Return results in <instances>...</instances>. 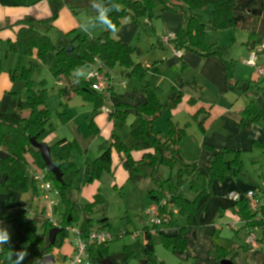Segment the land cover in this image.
I'll list each match as a JSON object with an SVG mask.
<instances>
[{
    "label": "trees",
    "instance_id": "16d2710c",
    "mask_svg": "<svg viewBox=\"0 0 264 264\" xmlns=\"http://www.w3.org/2000/svg\"><path fill=\"white\" fill-rule=\"evenodd\" d=\"M114 2L121 6V11L110 13V18L118 29L121 27V21L124 17L132 16L135 19L138 14H147L152 7L158 4H163L168 9H172L173 7L170 6L172 3H185L190 10L203 8L210 4L213 6L214 11L211 24H213L215 30L243 29L250 36V40L253 41L259 37H264V0H114ZM55 19L56 15L51 17L50 20L25 18L23 21H18L15 24L20 26L17 39L8 43L7 53L19 52L24 55L36 53V58L42 63L48 64L50 72L57 79L64 78L70 84L72 83L70 78L74 77L73 70L77 67L89 70L97 68L110 77V71L115 66L121 65L126 68L135 66L131 55L132 48L117 36L118 32L113 34L105 30L101 37L90 39L77 34L73 41L63 39L61 36L63 34H59L57 41H54L50 33ZM205 29L206 26L201 18L193 15L188 22V26H183L175 33L172 44L180 52H194L203 57L217 56L223 59V51L220 48L215 45H208L204 35ZM71 46L73 48L69 50ZM51 53L55 54V62H51L49 59ZM2 62L0 53V73L2 71ZM223 62L226 67L225 73L228 85L236 86V82L233 83L234 64L226 60H223ZM34 67V64L29 67H19V69L11 73L13 79L20 78L27 88V98L19 103L17 111L29 114L26 118L21 119L20 122L14 123L6 118L0 120V152L7 154L3 159H0V175L4 177V182L0 181V192L11 191L22 194L33 192L36 196L39 195L38 184L33 178L29 166V158L31 157L33 165L38 170L45 171L54 189L59 191V203L64 206L65 211L60 219L55 221L57 227H54L53 219H45L43 214L35 215L32 219L28 218L24 212L7 217L6 220L13 225L16 233L11 237V243L3 246L4 250L0 253V259L6 260L7 264L6 257L9 248L17 251L26 248L30 254L41 258L52 254L54 247L61 248L63 246L65 238L70 235L67 229L74 226V221H78L80 216L88 215L105 204L104 198L100 193L95 196L92 204L85 206L81 205L73 197L72 188L82 172L74 158L75 149L80 150L75 140H60L54 145H49L52 161L60 168L64 183L56 181V178L47 169L39 150L32 145L31 138L47 144V137L54 132V128L50 124L51 113L47 108L46 90H36L34 86ZM147 70L148 68H139L133 73L143 77ZM62 85L65 86L64 83ZM72 85L76 87L75 90L78 94L81 93L85 99L95 104L96 112L107 106L105 94L92 89L91 83L86 79L81 78L79 84L74 83ZM64 91L68 92V85ZM144 94L146 96L144 103L134 105L120 103V105H114L110 112V118L113 121L125 120L130 115L134 116V122L130 126V133L135 141L133 148L141 151L143 153L142 157L135 159L132 155V149L128 148L121 138L114 133L111 146L94 161L88 160L86 162L87 174L91 177L89 181H93L100 178V175L105 170L109 171L112 166V148L114 147L121 155V161L133 183L151 180L158 186V190L150 193L152 202L160 201L164 192L168 191L170 193L168 205L162 209L163 215L169 216V222L166 225H172L178 221L177 215L173 212V210H176L179 212L178 214L181 213L183 215L188 226L181 227L177 235L162 234L161 239L166 247H171L174 251L181 254L185 252L188 246L185 231L189 228L192 218L197 212L198 201L206 193V188H212V183L217 180L224 181L230 177L239 179L243 174V160L240 153H234L235 157L228 160L226 155L231 153V150L218 151L214 156L215 158L206 164V173L200 171V161L190 165H183L177 177L170 180L173 190H165L164 183L160 181L158 169L160 165L165 164L172 170L181 163L179 143L186 135V132L172 124L168 135L160 133L156 129V119L161 116L165 106L150 88H146ZM181 100L182 95L175 94L167 106L170 110H174L178 107L177 105ZM202 111L203 109H200L198 115ZM241 116L242 120L239 128L248 130L255 123L264 120V111L253 100L241 112ZM204 120L200 122V127H202ZM91 123L94 131H97V129L95 130V123L93 121ZM257 144L260 145L258 142ZM207 148L215 152L213 147L208 146ZM185 180L190 182L191 189L196 194V199L184 196L180 191L182 186L178 190L174 189L177 186L176 183L182 185ZM252 190L257 191L260 202L261 216L259 219L258 213L253 212L249 208L246 198L235 202L234 206L237 207L238 215L241 221L245 223V227L255 229L259 226H264V187H257ZM90 222L91 220H89ZM100 222L102 225L98 227L99 230L106 227L107 224L105 223L108 222V218L104 217ZM39 226L42 229V233L38 232ZM92 227L91 223L88 224L86 229L82 230L83 234L86 235L91 232ZM154 227L156 229L159 228ZM52 228L60 230L53 244L48 239ZM152 234L153 232L151 231H144L146 264L149 261L153 262L155 254ZM108 244L100 245V247H91L89 249L90 256L92 258L96 257L99 262L105 258H111L115 262L108 255ZM212 250L217 254L218 263L223 259H229L234 264H238L236 262L234 241L232 242L215 235Z\"/></svg>",
    "mask_w": 264,
    "mask_h": 264
},
{
    "label": "rangeland",
    "instance_id": "374dc122",
    "mask_svg": "<svg viewBox=\"0 0 264 264\" xmlns=\"http://www.w3.org/2000/svg\"><path fill=\"white\" fill-rule=\"evenodd\" d=\"M58 1L70 11L71 18L63 23V26H61L64 27L63 30H61V27L56 24V19L53 21V28L50 34L54 41H57L59 34H63L61 35L63 39L70 41H73L77 34H81L89 39L99 38L104 34L105 29L102 27H96L88 33L81 30V25L86 22L90 16L94 15L90 6V0ZM170 6L173 8L168 9L165 5L158 4L155 5V7H152L147 14H138L135 19H133L132 16L124 17L122 19V24L117 36L132 48L131 55L135 66L132 68H126L121 65L115 66L110 72V77L115 84V92L118 96H120V94L124 95L126 102H128V94H140V91L144 94L146 88H150L157 94L159 100L165 106L161 116L156 119V129L160 133L168 135L172 124L186 132V135L179 143V158L181 159V163L176 165L172 170L165 164L160 165L158 169L160 181L164 183V189L172 191L173 186H171L170 180L177 177L182 166L194 164L199 161V154L201 153L199 142L201 141L203 134L198 120L191 114L188 104L181 105L182 103H180L174 110H170L167 106L173 96L172 80H174V76L180 78L184 75V66L180 59V63L165 65L172 68L170 71L171 75L168 78L164 76L163 73L161 76L154 75V72L149 69L145 71L143 77L138 76L136 73H133V71H136V69L139 68L147 69V64L155 66L158 63L166 62L165 59L170 60L174 55L171 50L172 48L168 44H163L161 38L170 33H176L183 26H188V22L193 15L199 16L203 24L206 26L204 35L208 45H215L223 51V60L236 65L245 63L243 62L242 55L247 53V51L244 49V44L242 42V38H244V34L246 33L243 29L228 28L215 30L213 28V24H211L214 17L212 5L209 4L206 7L197 8L195 10H190L185 3H172ZM62 22H64V20L60 23ZM184 53L187 52L184 51ZM19 55L21 61L23 60L24 62L22 66L29 67L31 64L35 65L33 69L34 86L36 90H46L47 108L51 113L50 124L54 128V132L60 129V124H63L61 119L69 115L72 123L77 124L81 129V134L84 135V137H87L86 141L83 140V143L84 145H89L91 147L89 149V159L91 161H94L100 154L109 148V146H111L114 133L121 138L128 148L132 149V155L135 159H140L142 157L143 153L133 148L135 141L130 133V126L134 122L133 115L128 116L125 120L113 121L110 118V113L101 112V110L96 112L95 104L91 103L90 100L85 99L81 93L78 94V92H76V87L72 85L74 84L73 79L75 77L70 78V80H72L71 84L64 78L57 79L55 75L50 72L49 65L42 63L36 58V53L33 55H24L21 53ZM49 59L51 62H55V54L51 53ZM83 70H85V72L89 71L86 68H83ZM59 81L64 83L65 86L59 85ZM256 81H261L262 84L264 83L262 78L258 75H256ZM249 84H247V86ZM67 85L68 92H65L64 90ZM249 89L250 88L245 91L244 85L241 84V89L236 90L240 100L244 98V94L245 97L255 98V94H253L256 91L255 86H252V90ZM118 99L119 98L117 97H112L108 100L106 107L113 108L114 103L116 104L119 102ZM103 119H105V121ZM93 120H95L100 127H103L106 122L113 123L112 127L108 129V138H102L99 136H95L96 138L94 137L95 131L91 123ZM101 142H105L103 149L102 147L99 149ZM112 149L111 169L109 171L105 170L100 175V178L93 181H89L91 177L87 174L86 162L88 159L86 152L75 149L74 158L76 163L82 169V172L72 188L74 199L78 200L81 205L85 206L92 204L95 196L100 193L104 198L105 204L103 207H99L87 216H80L78 221L73 222L74 226L83 229L89 216L92 220L91 224L93 228L98 229V227L102 225L100 220L107 217L108 222L105 223L107 225L104 229L110 232L113 236V240L107 245L108 255H110L117 264H142L144 260L147 261L144 253L146 245L144 231L146 230L153 232L152 240L155 244L153 262L149 261L148 264H196L195 258H193V253L195 252L194 248L196 245L202 244L201 240L203 237L201 236L202 233L200 230L196 227L193 229H186V235L189 238V245L188 250L184 253L180 254L179 252L174 251L173 248L166 247L162 243L160 236L162 230L164 229L163 231H165L167 227L174 226L177 228H172V231H174L173 229L177 230L182 226H188L187 221L180 213L176 217L178 221L172 225L160 226L158 229L152 226L149 217L146 215V211L151 205L150 193L151 191L158 190V186H156L151 180H143L141 182L133 183L121 161V155L116 148L113 147ZM102 150L104 151L102 152ZM243 156L244 177L256 180L259 173L262 174V172H264V168L262 169L263 171H258V169L254 168L255 166L251 163L253 161V156ZM29 166L30 170H36L32 161H30ZM176 185L177 186L174 187V189L178 190V188L182 186L180 191L184 196L190 199H196V194L192 191L189 181L185 180L182 185H179V183H176ZM210 191L211 188H206L207 195H210ZM2 194L4 195L5 193L0 192V195ZM205 194L199 199L198 205L205 200ZM52 198H56L58 203L59 197L57 198L55 194H52ZM10 203L11 198L8 197L0 206V219L4 221L5 226H7L11 232V237H13L16 234L15 228L6 220L7 217L11 216L8 211L9 207H7ZM14 204L20 208L19 210L26 209L24 213L30 219L37 215V213L44 212L45 214H49L50 217L48 218L58 221L65 211L64 206L60 203L59 207L55 209L50 204L49 200L44 199L43 192H40L38 196L33 192L29 194H21L18 197V200L15 199ZM226 222L227 220L221 214L217 215L214 219V223L219 226L218 231L220 232L224 229L220 235L231 239L236 238L235 241L244 244L248 235L242 230H239L240 234L237 235L238 237H235L234 233L227 231ZM41 231L42 229L39 226L38 232L42 233ZM73 239L74 234L70 233L69 237L65 238L61 248H53L52 255L56 258L59 264H61L66 258L65 256L71 257L70 255L74 253V247L71 244ZM3 250H0V253H2ZM241 254L243 262L247 261V255L250 253L247 251L242 252ZM189 255H191V257H189ZM37 258L41 257L29 253L24 264H33V261ZM0 264H7V262L6 260L0 259ZM91 264L102 263L94 257L91 260Z\"/></svg>",
    "mask_w": 264,
    "mask_h": 264
},
{
    "label": "crops",
    "instance_id": "0c3cea01",
    "mask_svg": "<svg viewBox=\"0 0 264 264\" xmlns=\"http://www.w3.org/2000/svg\"><path fill=\"white\" fill-rule=\"evenodd\" d=\"M60 3L61 2L58 0H0V53L3 61L2 71L0 73V120L2 118H6L13 121L14 123L20 122L21 119L26 118L29 114L25 112L19 113L17 111L19 103L25 101L27 98V88L24 86V82L20 78L13 79L11 74L14 70L19 69V67H24L22 66L24 62L23 60L21 61V57H19V54L21 53H7L9 48L8 43L17 39V33L20 29V26H16L15 24L18 21H23L25 18L34 20H50L51 17L56 15L57 21L55 22L61 27L65 21L70 20L71 13L67 8L64 7V5ZM63 20L64 22L60 23ZM63 28L64 27H61V30H63ZM242 42L244 44V49L247 51V53L242 55L243 62L249 60L251 53L253 52L256 54L255 61L257 62L258 66L264 67V37H259L253 41L250 40L248 34L245 33L244 38H242ZM162 43L166 44L163 42V40ZM182 53V59L178 58L175 53H173L174 55L170 60L165 59L166 62L158 63L155 66H150L147 64L146 67L149 70H152L154 75L161 76L163 73V75L168 78L171 75L170 71L172 68L169 65V67L165 65H173L180 63V60L182 61V65L184 66V75L180 78L174 76V80H172V94L182 95V100L180 102L182 103L181 105H189L190 112L197 118L199 126L200 122L205 119L202 127H200L203 131L202 139L199 142L201 146V153L199 154V161L201 162L200 171L206 173V164L215 158L214 156L216 152L221 150L232 151L226 155L228 160L235 157L234 153H240L242 160L244 157L243 155H251L253 156V161L251 163L253 166H255L254 168H257L258 171H263L264 120L255 123L248 130L240 129L239 125L242 120L241 112L251 103V101L254 100L256 105L264 111V83L262 84L261 81H256V75L261 77L262 81H264V77L259 75L258 70L255 67H250L245 63L237 65L234 64L233 83L236 82V86H230L227 83L225 73L226 67L223 59L217 56L203 57L199 54L197 55L194 52ZM241 84L244 85L245 91L248 90V88L251 89L252 86H255L256 91L253 93L255 94V98L247 96L245 97L244 94V98L240 100L236 90L241 89ZM247 84L249 85L247 86ZM114 86L115 84L113 82L111 89L105 94V96H108L107 103L112 97L119 98V102L116 104L114 103L115 106L120 105V103L134 105L144 103L146 100L145 95L140 91V94H128V102H126L124 95H117L114 90ZM200 109H203V111L198 115ZM111 111V108L106 107L102 108L101 110V112L106 113H110ZM61 120L63 124H60V129L47 137L46 142L48 146L54 145L60 140H75L79 145V149L82 150V152L85 151L87 159L90 160L89 149L91 147L89 145L86 146L83 143V140L86 141L87 137H84V135L81 134V129L79 126H77V124L72 123L69 115L62 118ZM103 120L105 121V119ZM93 123H95V130L97 129V131H95L94 137L99 136L102 138H108L109 133L107 134V132L108 129L112 127L113 123L106 122L103 127H100V125L96 123L95 120H93ZM105 142L100 143L101 146L99 145V149L101 147L103 149ZM257 142L260 145H258ZM208 146L213 147L215 152L210 151L207 148ZM104 150H102V152ZM30 161H32L31 157L29 158V162ZM36 170H38L37 167ZM32 171L33 170H31V172ZM0 181L2 183L4 182V177L1 175ZM212 184L213 185L210 195H207L208 193H206L205 200H203L201 204H197V212L193 216L191 224L188 228H198L202 233L201 236L203 237L201 240L202 244H198L194 248L195 252L193 253V258H195L196 264H221L218 263L216 257L217 254L214 252V250H212L214 236H221L220 233L224 230L222 229V231L219 232V226L214 223V219L219 214L223 215L227 220L226 228L228 232L231 231L234 233L235 237L240 234L239 230H242L247 235L252 232L261 245L260 249L250 248L247 245L249 235L246 237L247 240H245L244 244H241L239 241H235L236 238L231 239L221 236L226 240L232 242L234 241L236 262L238 264H264V226H259L255 229L245 227V223L241 221L238 215L237 207L234 206L235 202L230 200L228 196L232 191L244 195L245 192L252 190L253 188L264 187V172H262V174L259 173L256 180L247 179L242 174L239 179L230 177L224 181H214ZM21 194L22 193L6 191L4 195H0V206L5 202L6 198L10 197L11 203L7 206L9 207L8 211L10 215L19 214V211H26V209L19 210L20 208L14 204L15 199L18 200V197ZM52 194L49 198L44 197V199L50 201V204L51 201L57 202L56 198H52ZM55 196L57 198L59 197V195ZM57 204L58 206L51 205L57 209L59 207V201ZM39 214H43V218L45 217V219L46 217H50L49 214H45L44 212L37 213V215ZM178 215L179 214H177V216ZM89 220H91V218L88 216L83 229L79 228L78 226L74 227L85 230L88 224L92 223V220L90 223ZM172 228L177 227H167L165 231H163V229L160 236L162 234L171 236L177 235L180 232L181 227L177 230L173 229L174 231H172ZM91 229L99 230L94 229L93 227ZM185 237L188 240L187 245H189V238L186 235V231ZM71 244L73 245L75 251L74 239L72 240ZM187 250L188 246L185 251ZM247 251L250 254L247 255V261L243 262L241 253ZM73 254L69 255L72 256ZM65 257L66 258L64 260L70 258L68 256ZM189 257H191V255H189Z\"/></svg>",
    "mask_w": 264,
    "mask_h": 264
},
{
    "label": "built area",
    "instance_id": "2783aa9c",
    "mask_svg": "<svg viewBox=\"0 0 264 264\" xmlns=\"http://www.w3.org/2000/svg\"><path fill=\"white\" fill-rule=\"evenodd\" d=\"M174 38L175 33H170L169 35L164 36L162 40L163 42L171 46L173 53H175L178 58H182L183 53L176 50L172 44V40ZM255 59L256 54L252 52L250 59L247 60L245 64L250 67L252 66L257 68L259 75L264 77V67H259ZM90 71L93 73V75L91 77H88L86 80L91 83L92 89L103 94L109 92L113 85L111 77H108L106 73L97 68H92ZM59 85L63 86L62 82H59ZM32 175L38 184L40 192L44 193L45 198H49L52 193H55V195L57 196L59 195V191L54 189L53 184L47 178L45 171L42 172L40 170H34L32 172ZM228 196L230 200L234 202H238L246 198L249 208L253 212L258 213L259 219V217L261 216V208L256 190H249L245 192L244 195L232 191ZM169 198L170 193L168 191H165L161 200L158 202H152L150 207L147 209L146 215L149 217L152 226L160 227L166 225V223L169 222V216L163 215L162 213V209H164L165 206L168 205ZM51 204L54 206H58L56 201H51ZM173 212L175 215L179 213L176 210H173ZM52 222L54 224V227H57V223L53 220ZM67 231H69V233L75 234V251L70 258L64 260L61 264H91L92 257L90 256L89 249L94 246L100 247V245L108 244L113 240V236L105 229L92 230L86 235L83 234V231L81 229H78L74 226L68 228ZM248 235L249 238L247 240V245L252 249H260L261 245L256 236L252 232H250Z\"/></svg>",
    "mask_w": 264,
    "mask_h": 264
},
{
    "label": "clouds",
    "instance_id": "9594fccd",
    "mask_svg": "<svg viewBox=\"0 0 264 264\" xmlns=\"http://www.w3.org/2000/svg\"><path fill=\"white\" fill-rule=\"evenodd\" d=\"M90 6L94 12V15L90 16L86 22L81 25V30L88 33L96 27H102L110 33H116L119 31L117 25L110 18V13L113 11H121V6L115 3L114 0H90ZM93 73L91 71L85 72L82 67H77L73 70V76L75 79L73 83L79 84L80 79H87L91 77ZM11 243V232L4 221L0 219V250H3V246ZM26 248L22 250H13L9 248L8 255L6 257L8 264H24L26 257L28 256ZM44 258H37L33 261V264H43Z\"/></svg>",
    "mask_w": 264,
    "mask_h": 264
},
{
    "label": "water",
    "instance_id": "95a60500",
    "mask_svg": "<svg viewBox=\"0 0 264 264\" xmlns=\"http://www.w3.org/2000/svg\"><path fill=\"white\" fill-rule=\"evenodd\" d=\"M72 48L73 47L71 46L69 48V50H72ZM31 139H32L31 140L32 145L36 149H38L39 152L41 153V157L44 160V163L47 166V169L53 174L54 178H56V181H58L59 183H64L60 168L58 167V165H55L52 161L51 152H50V148H49L48 144L43 143V142L40 143L34 138H31ZM5 156H7L6 153L0 152V159H3ZM59 232H60V230L58 228L50 229L49 241L51 244L54 243L55 238ZM43 258H44L43 264H58L56 258H54V256L52 254H48L47 256H45ZM101 263L102 264H117L111 258H105V259L101 260ZM220 263L221 264H234L233 262H231L228 259H223V260H221ZM142 264H146V261L144 260L142 262Z\"/></svg>",
    "mask_w": 264,
    "mask_h": 264
}]
</instances>
